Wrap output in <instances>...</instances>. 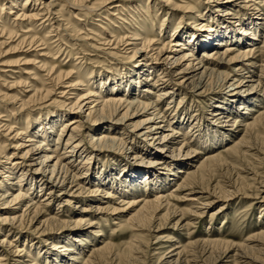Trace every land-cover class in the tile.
Returning a JSON list of instances; mask_svg holds the SVG:
<instances>
[{
    "label": "rangeland",
    "instance_id": "rangeland-1",
    "mask_svg": "<svg viewBox=\"0 0 264 264\" xmlns=\"http://www.w3.org/2000/svg\"><path fill=\"white\" fill-rule=\"evenodd\" d=\"M11 1H17L14 11L21 10L25 4V0H0V9H3L0 11V18H7L8 20L4 25L21 35L27 23L25 22L21 26L23 28L20 31L17 27H13L12 16L7 15ZM116 1L121 2L124 9L119 15L120 19L114 20L115 23L113 24L116 27H112V23L108 22L111 17L107 15V11L114 2L116 4ZM227 1L228 3H226ZM240 1L244 2V0ZM240 1L234 2L237 4L236 7L232 5L229 8L231 13L235 16L237 14V19L245 18V14H252L257 9H264V0H250L251 2L242 4ZM163 2L164 0H84L81 3H75L73 0H39L35 4L32 0L28 3L27 9L45 11L42 12L43 17L40 16L42 19L33 21L31 24L32 27L34 26L32 29L35 30L34 33H36L37 38L44 39V43H42L44 47H36L37 44L33 46L34 48L29 49L26 43L17 46L18 41L14 42L16 38L0 48V63L12 65L13 71L34 70L43 63L47 64V67L54 64V70L61 71L63 74L70 73L72 83L80 80L83 85L87 84L85 80L89 77V72H91V76L98 78V74L103 76L123 74L125 72L123 70L131 69L137 62L152 63L154 66L160 67L161 64L159 61L155 63L154 58L157 50L172 40L170 36L175 30L174 28L178 26L188 30L189 27H193L194 32L196 30L203 33L207 25H213V22L209 21L207 12L214 11L215 7L231 4L229 0H181L184 3L174 0L176 5H183V8L178 7L179 10H172L170 5ZM39 3L42 4L39 5ZM48 5L51 6L50 9ZM77 6H81L79 10L75 8ZM48 10L52 14L45 15ZM237 11L238 13H236ZM226 19L230 20L229 18ZM40 22L43 23V26L40 25ZM97 26H100L101 29ZM137 28L141 30V32H137L138 34H146L156 41L152 52L149 49L137 52L143 57L137 56L131 59L132 51L120 53L113 57L108 56L107 52L102 51L105 46L95 44V42L103 43L101 42L102 38L109 39V32L111 31L116 32V36L129 37ZM256 34V40L252 44H256V52H259L254 54L253 59L248 63L249 66L240 75L230 76L231 79L225 83L217 77H212L209 80L210 88L198 95L200 91L192 92V90L179 85L182 75L176 76L175 74L185 68V64L182 63L181 65H173L170 68L169 77L164 78V80H168L166 87L169 88L170 86L175 93L173 98L169 97L165 101H162V98L157 100L159 93L157 91L166 90V87L156 88L153 91L154 94L149 95L150 101L157 105L160 113L157 117H164V120L158 118L157 122L161 121L159 125H161L162 131L164 130V134L171 138L170 146L173 149V154H170L171 158L166 157V155L165 158L170 160L169 162L176 163L177 166L175 167H170L169 164L165 163L152 164L159 158L156 157L159 154V150L156 151V149L160 146L158 134L157 136H148L144 140L137 137V134L127 131L126 135L130 139H126L124 145L105 150L89 146V140L100 135L101 126L111 124L112 127L116 128L117 124H114L115 122L104 124L96 115L92 116L91 120L84 119L81 130L84 137V147L86 151L95 155L89 163L83 165V168L86 167V171L81 168L82 165L73 164L67 160L66 156L61 155V151L59 156L57 154L55 156V158L60 157L62 165L66 164L69 167L66 191L75 192L76 187H74V183L71 184L74 176L75 179L78 178L77 183L81 182L85 189L84 192L69 201L65 195L59 194V189L55 191L45 206L47 215L55 217L53 222H45L47 216L33 217L34 208L31 209V214L27 216L28 219L21 227L0 222V241L5 239L13 246L9 248L7 243L0 244V254L6 251L7 255L1 264H19L16 259L19 260L20 258L19 262L27 260V264H33L34 262L26 257V252H29L30 256L36 259L35 263L37 264H51V260L47 263L44 258L41 259L37 251H45L53 245L58 248L61 247L59 251L61 249L62 251L67 250L63 251L64 256H66L64 260L68 258V254L72 255L70 257L73 259L67 264L86 262V264H264V119L261 120L262 125L256 126L249 132L245 130V125L257 121L264 115V49L261 47L262 42H264V15L260 17L258 33ZM90 45L95 48L98 47V50L91 48ZM99 47H101V51ZM44 48L46 51L50 49L49 57H45L46 59L37 57L35 52L37 50L42 51ZM247 48L251 47L248 46L242 51ZM45 49L42 52H37L38 56L43 52L45 53ZM110 53L115 54L113 51ZM199 54L201 55L202 52L196 53V57H199ZM191 63L193 66L196 64L195 61ZM237 66L238 63L225 66L226 68H222L219 72L233 75L231 70ZM38 73V76L35 77L38 84H34L36 89L54 85L53 82L45 81L47 77H45L44 71ZM158 73L159 71L155 70L154 75L151 76L152 81L157 80ZM1 75L0 73V77ZM148 75V73H144V81H148ZM17 76L21 79L28 77L24 74ZM8 77L11 78H0V115L4 116L0 121L2 122L1 125L7 123L16 131L21 130L25 133L30 130L33 122L42 120L44 115L64 114L65 117H68L64 120H69L75 115L74 112L63 108L58 103L59 99L54 95L45 97L44 92L33 97L31 99L33 102L23 107L25 112L18 114L21 102H13L12 99L1 96L7 94L8 97H14L15 95L18 97L17 100L20 99L25 103L32 93H24L23 95L21 91L27 92L29 89L15 86L11 90H7L3 81L12 83L15 76L10 75ZM152 81L150 80V83H154ZM241 81L242 83L239 85L238 83ZM85 88L80 86L77 90L83 94ZM233 90L239 91L238 96L251 97L252 99L254 97L253 107L251 105L248 110H238L236 111L237 114L231 112V118L229 120L226 118L225 122V119L220 117L221 111L216 112L217 115L214 116L213 106L221 99L233 97ZM16 91L19 93L17 94ZM116 94L118 93L111 92L105 96H115ZM171 100L172 104L168 106ZM244 106L242 107L244 108ZM88 107L93 108L94 104ZM244 111L246 114L243 115ZM174 116L176 118L184 117L187 123L185 122L179 128L173 123L174 121H171V117ZM16 117L17 119L14 120ZM145 118L144 115H137L128 123L140 122ZM61 124L54 126L52 140L58 136ZM207 126L221 133L222 136L227 135V139L212 137L215 133H209ZM169 128L170 131H167ZM2 129L0 127V151H3L8 157L12 156L10 161L21 163L20 154L17 156V152L12 147L21 143L23 146H27L28 143H24L21 139L26 140L25 137H28L29 132L20 136V140L12 141L14 133L7 136ZM205 134H207L205 138H210L201 139L200 137H204ZM135 145L139 150L135 148ZM179 148H181L180 152L178 151ZM144 150L151 154H145ZM187 151L193 153L186 156ZM12 153H15L17 157H13ZM78 155L82 156L83 162L88 157V154ZM4 161L1 157L0 164H4ZM55 161L53 160L49 165L54 164ZM30 164L29 160L22 163L27 174L45 180L33 172L34 167L30 168ZM147 164L152 165L147 167ZM194 165H204L205 167L192 170L195 171V174L185 178L187 175L185 171ZM123 166L125 170L127 169L136 175L143 173L142 170L148 169L156 173L168 174L173 181L165 187L166 189L148 193L144 190L146 182L141 178L135 190L129 189L127 198L125 196L120 198V189L122 188L119 186H117L118 191L109 190L108 185L101 188L105 192L111 193V198L116 196L115 199L107 198L105 193L94 192L100 186L97 185V179L93 180L97 177L95 176L97 170L98 176L101 177L102 175L107 179L109 176H114L113 170L120 172ZM179 171H183V173L179 174ZM19 173L20 171L17 174ZM4 175L6 176V174L0 175V195L6 190H9V194L14 195L17 192V187H11L2 177ZM117 176L120 175L117 174ZM10 178H17V176L14 177L11 174ZM88 179L91 184L95 185L87 186L85 181ZM184 180H188V185L184 186L181 191H175L177 183L182 184ZM10 181L12 180L10 179ZM37 187L33 189L34 192L36 191L33 195L34 198L32 196V199H35L33 207L41 204L42 198L48 192L46 189L37 192ZM158 192H163L170 198V206L168 208L163 207L156 212L145 229L139 228L134 220H131V217L139 210L141 204L132 207L127 203L136 202V199L142 196L147 200H153ZM66 200L70 203L66 204ZM121 200H123L122 203H120ZM28 203L26 200L20 206L18 213L14 215L19 216ZM98 208L99 211L96 210ZM80 210H84V212L79 214ZM14 215L7 213L0 201V218L13 217ZM78 220L83 222L77 224ZM82 235L85 237L81 241L82 245L79 246L78 242ZM104 242L106 244L103 246ZM105 246L107 247L106 250L94 255V250L102 249ZM14 247L23 251L19 255L21 257H11L10 252ZM68 249L76 253L69 252ZM79 249H82L83 253L77 256V253L80 252ZM59 251L58 253L55 252L57 256L61 255ZM64 260L62 258V261ZM60 261L61 259L54 264H60Z\"/></svg>",
    "mask_w": 264,
    "mask_h": 264
},
{
    "label": "bare ground",
    "instance_id": "bare-ground-1",
    "mask_svg": "<svg viewBox=\"0 0 264 264\" xmlns=\"http://www.w3.org/2000/svg\"><path fill=\"white\" fill-rule=\"evenodd\" d=\"M31 1L32 0H25L24 2L25 4L22 6L21 10L18 11H14V9H16L15 7L17 1H11V3H9L10 8L8 9L7 15L12 16L13 27H17L18 30L20 31L21 28H23L21 26L25 22L27 23V26L24 28L25 30L21 32L22 34L18 35L15 31H13V29L10 30V28L4 25V23L8 20L7 18L4 17L0 18V39H1L0 48H2V45H7L11 43L16 38L17 39L14 42L18 41L17 46H19V44L22 45L26 43L29 49L37 44L38 45L36 47L42 46V43H44L43 38H37L36 33H34L35 30L32 29L34 26L32 27L31 24L33 21L42 19L43 17L42 15L45 11L36 10L33 8H32L33 10L27 9L29 7L28 3ZM82 1L84 0H73V2L75 3H81ZM173 1L174 0L172 1L164 0L163 3L170 5L172 10H179L180 8H183L182 7L183 5L182 6H179L180 4L176 5L177 3ZM176 1H178L179 3H184L181 2V0H176ZM236 1H240V0H229V3L231 4H224L215 7L214 11H208L207 15L209 17V21L213 22V25H207L206 26L207 28L204 30L205 32L203 33H199L196 30L195 33L192 30L193 27L191 28L189 27L188 30H185L184 28H179L178 26L174 28L175 30L170 36L172 40L165 44L166 47L165 45H163L160 49H158L156 57L154 58L155 63L156 62L158 63L159 61V63L161 64L160 67H156L152 63L150 64L146 62H137L131 69L123 70L125 71L123 74L121 73L120 75L107 74L104 76L98 74V78H94V76H91V72H89L88 73L89 77H87L85 80V83L87 84L83 85V83L80 80H76L75 83L74 82L72 83V81H70L71 78L70 73L63 74L61 71L57 72V70H54L55 68L54 64L47 67V64L43 63L34 70L23 69L21 71H13L12 65L0 63V67H1L0 73L2 74L0 78H4V77L11 78L8 77L10 75L15 76L14 81H12V83H7L5 80L3 81V85L7 87V90H11L12 87L15 86V87H23L29 89L27 90V92L21 91L23 95L24 93H32V95L25 103L20 99L17 100L18 97L15 95L14 97H8L6 96L7 94L6 95L4 94L5 96H1L3 98H10L12 99L13 102L15 101L21 102L20 109L17 112L18 114L24 113L25 111L23 110V107H25L30 102H33L31 100L33 97H35L37 94L40 93L43 94V92L45 97L54 95L56 98L59 99L58 103L63 108L75 113V115L69 120H64L68 118L65 117L64 114H58V115L48 114V116L44 115L45 117L42 120L33 122V125L28 131L29 134L26 131L27 129L26 127L25 133L28 134V137H25L26 140L21 139V141H23L24 143H28L27 146H23L22 145L23 143H21V144H16L12 147L13 150L17 152L16 153L17 156L20 154L19 159L22 161L21 163L12 160L10 161L12 156L8 157V155L4 154L3 151H0L1 157L5 160L4 164H0V175L6 174V176L4 175L2 177L6 179V181L9 183V185H11V187L12 186L17 187V192L14 195L9 194L8 193L9 190H6L2 195H0V201L2 202L3 209L7 213L14 215L18 213L20 206L23 205L26 202V200L27 202H29L24 206V211L21 210L22 212L19 216L14 215L13 217L10 216L1 217L0 222L16 225V227L17 226L21 227L25 223V220L28 219L27 216L31 214L30 212L32 211L31 209L33 208H34L32 211L33 217L47 216L45 222H53L55 221V217H49V215H47V210H45V206H47V203H49L55 191L59 189L60 190L59 194L65 195V197L69 198L68 199L69 201L70 199H74L75 196L77 195L79 196L84 192L85 189L81 185V182L77 183L76 180L78 178L75 179L74 176H73L74 180L71 182V184L74 183V187H76L75 192L66 191L67 189H65V186H66V180L68 178L67 175H68L69 167H67L66 164L62 165V163L60 162V157L58 156L60 155L59 152L61 151L62 153L61 155L66 156L67 157L66 159L73 164L77 163L78 165H82L81 168H83V165H86V163H89L92 157L93 158L95 157L94 154L86 151L84 147V137L81 134V130L83 128L82 126L83 120L84 119L91 120L92 116L94 115H96L100 121H103L102 123L104 124L115 122L114 124H117V127L116 128L112 127L111 124L101 126L102 131L100 135L96 137H92L89 140L88 143L89 146L95 147L100 150H105L107 148H115L117 146L124 145L126 144V139L128 140L130 139V137L126 135L127 131L137 134L138 135L137 137H141L144 140H146L145 138H147L148 136H153V135L157 136L158 134L160 137V142H159L160 146H158L156 149V151L159 150V154H157L156 157L159 158L158 161L153 162L152 164L159 165L161 163H165V164H169L170 167L177 166L176 163L174 164L172 162H169L170 160H166L165 158V155L166 157L168 156L170 157V154H173L172 152L173 149L170 146L171 138L169 135L164 134V130L162 131L161 125H159L161 121L157 122L158 118H163L164 120V117L163 116L157 117V115L160 113L158 111L157 105H155L153 102L150 101L149 95L154 94L153 91L156 90V88L161 87L162 89V87L167 86L168 80L167 79L164 80V78L169 77L171 72L170 68L173 65H181L182 63L185 64V68H183L182 70L178 71L175 74L176 76L182 75L179 85H182L185 89L192 90V92L200 91L198 95H200L202 91L208 90L210 88L211 83L209 80L212 77H217L221 80V82L225 83L228 79H231L230 76L234 77L236 75H240L241 72L247 69L246 67L249 66L248 63L250 62V60L253 59L254 54L259 52V51L256 52V48H257L255 46L256 44H252V43L256 40V36H257L256 33H258V22L260 21V17L264 15V9L262 10L257 9L252 14L249 15L245 14V18L237 19V14L235 16V14L229 11L230 6L232 5L235 7L237 6V4H234V2ZM248 1L251 2L250 0L247 1L244 0V2L240 1L241 2L240 4L247 3ZM33 2H35L36 4V2H39V0H33ZM114 3L111 6V8L109 6L110 11L109 10L107 11V15L111 17V20L108 21L106 20V18H104V20L112 23V24L109 23L113 25L112 27H116L113 24L115 23L114 20L120 19L119 15L121 14V11L124 9V5L121 2L116 1V4ZM226 3H228V1ZM40 4L42 3H39V5ZM49 7L51 6L48 5V8ZM80 7L81 6L79 7L77 6L75 8L76 10H79ZM237 9L239 10L238 7ZM0 11H3V9H0ZM46 12L47 13L45 15L52 14V12H50L49 10ZM236 13H238V11ZM226 18H229L230 20ZM40 23H41L40 25L43 26V23L42 22ZM40 25H38V27H40ZM97 27L101 29L100 26ZM123 29L125 28L123 27ZM138 31L141 32L139 28L133 30L132 35H130L129 37H119L115 35L116 32L111 31L109 32L110 34L109 39L106 38L101 39V42L103 43L98 44L99 42L97 43L94 40L93 41L97 45L105 46L104 49L102 48V51L104 53L107 52L109 54L108 56L113 57L120 53L124 54L127 53L128 51H132V54L130 56L131 59L137 56L143 57L140 56L141 55L140 53L137 54V52H140L142 50L146 51L148 49L150 52H152L153 51L152 48L155 47L154 44L156 41H154L153 38H149L148 36H146V34L143 35L138 34L137 33ZM87 39L90 40L91 38H87ZM248 46L251 48H247L245 51H242V49H245ZM90 47L98 50V47L95 48L94 46L91 45ZM261 47L264 49V42H262ZM100 48L101 47H99V50ZM49 50L50 49L46 51L45 49L46 52L45 53L43 52L39 56L37 52H42V51L37 50L35 53L37 54V57L46 59L45 57H49L48 55L51 53ZM33 51H35V49ZM111 51L115 52V54L110 53ZM200 51L202 52V54L201 55L199 54V57H196V53L198 54V52ZM192 61L196 62L194 66L191 63ZM235 63H238V66L233 67L234 69L231 70V73H233V75L219 72L225 66H231ZM189 69L191 70L188 71ZM155 70L159 71L158 73L159 76L157 77V80L152 81L151 76L154 75ZM31 71H33V73H31ZM43 71L45 72V77H47L45 81L53 82L54 85L52 87L51 86L47 88L40 87L39 89H36L34 84H38V82H36L37 80L35 79V77L38 76L39 74L38 72H43ZM144 73L149 74L147 78L149 82L144 81ZM22 74L27 75L28 76L27 79H21L19 78V76L16 77V75H22ZM150 80L154 83H150ZM160 81L161 83H159ZM241 83L242 81L238 84L241 85ZM80 86L86 87L85 90H83V94H80L77 90L78 87ZM140 88L143 89L140 90ZM111 92L118 94H116L115 96H107V97L105 96V94ZM157 92H159L157 95L158 97L157 100L162 98V101H165L169 97L173 98V95L175 94L170 86L169 88L166 87V90H161ZM232 92L234 94L233 97L223 100L221 99L220 102H217V104L213 106L214 116L217 115L216 112L218 113V111H221L220 117L224 118L225 122H226V118L228 120L229 118H231L230 117L231 112L233 114L234 112L236 113V111L238 110L240 111L242 109L248 110V108L251 105L253 107L254 97L253 99L251 97H242V96H238L239 91L233 90ZM16 93L18 94L19 92L16 91ZM172 100L169 102L170 104H168V106L172 104ZM217 101H219V99H217ZM91 104H94L93 108L88 107ZM241 105L242 106L245 105L244 108ZM244 112L245 113H243V115L246 114V111ZM225 114L227 115L224 116ZM137 115H144L146 118L140 122H136L133 124L128 123L131 119L137 117ZM3 117L4 116L0 115V121H2ZM16 119L17 117L14 118V120ZM263 119H264V115H262V117H260L257 121H253L252 123L245 125L246 132L253 130L256 126L260 124L262 125L264 121L261 122V120ZM171 121L172 122L174 121L173 123L179 128H181V126L184 125L185 122L187 123V121L182 116L179 118H176L175 116L171 117ZM60 123H62L60 126L61 130L59 131L58 136L57 137L55 136V140H52L51 138H52L53 128L55 125H58ZM1 124L2 122H0V127L3 128L2 130L6 132L7 136H10L12 133H14L13 135L14 138L11 139L12 141H15L17 139L20 140V136L25 135L24 131L20 130L18 132L14 128L10 127V125L7 123L5 124L3 123V125ZM167 131H170V128ZM207 131L209 133L210 132L215 133L214 135H212V137L214 136L215 138L222 137L227 139L228 137L227 135L222 136L221 133L213 130L208 126H207ZM207 134L203 135L204 137H200V138L204 140L210 138V137L205 138ZM199 135L200 133L198 134V136ZM135 148L139 150V148L136 145ZM178 151L180 152L181 148H179ZM144 152L147 155L151 154L147 150H144ZM191 153L193 152L187 151L186 156ZM14 154L12 153L13 157H17L16 154L15 155ZM56 154L59 155L55 158ZM78 154H88L86 161L83 162L81 160L82 156H79ZM26 160H29V162L31 163L30 164L31 166H29L30 168L34 167L33 172L36 175L41 176L40 178L42 177L45 178V180L39 179L38 176L27 174V172L25 171V166H22V163L26 162ZM53 160H56L54 164L49 165ZM152 164H147V167L151 166ZM202 167L204 168L205 166L204 165L191 166L190 169L185 171L187 174L185 178H188L191 174L192 175L195 174V171L192 170L194 169L198 170L201 169ZM124 168L125 167L123 166L120 172H118L119 170L117 172L113 170L112 172L114 176H109V178L107 179L105 177H102V175L101 177L98 176V170H97V175L95 174V176L97 177L93 178V180L97 179L98 180L97 185L100 186L96 188V191L94 192L105 193L107 198H111V193H109L108 191L105 192V190H102L101 188L103 186L108 185L109 190L115 189L118 191L117 186H119V188H122L120 189L121 191L120 198H123L124 196L126 197V195H128V193L130 192L129 189L135 190V187H137V184L141 178H143L144 182H146L144 186V190L145 192L148 193L149 192L151 193L154 190L166 189L165 187L169 186L173 181V179L169 178L168 174L166 175L162 173H156L148 169V170H142L143 173L136 175L130 173L127 169L125 170ZM83 169L84 171H86V167ZM17 170L20 171L19 174H17L18 173ZM116 173L120 176L116 177L117 175ZM180 173H183V171H179V174ZM11 174L14 177L17 176V178H13V179L10 178ZM10 179L12 181H10ZM119 180L120 182H118ZM85 182L87 186L95 185V184H91L89 179L86 180ZM186 185H188V180L187 181L184 180L182 184L177 183L176 185L177 187L175 186L177 189L175 191H181L183 187ZM33 186L35 187L38 186L37 192H41V190L43 191V189L48 190L47 194H45V196L41 200V204L45 203L44 205L39 204L38 206L33 207V201L35 199H32V196L34 195V193H36V191L34 192L33 190L35 189V187L33 188ZM30 190L33 191L30 192ZM74 193L76 194L74 195ZM164 194L165 193L163 192H158V195L155 198H153V200H147L142 196L136 199L137 200L136 202L133 201L127 203V205H131L132 207L139 206L141 204L139 210H137L135 214L131 217V220H134V222L137 224L139 228L145 229L148 226L151 219L154 217V214L156 212L160 211L163 207L168 208L170 206L169 203L170 198ZM115 198L116 196H114L111 199H115ZM69 201L66 200L65 203L68 204L70 203ZM122 202L123 200L120 201V203ZM96 210L99 211L100 209L98 208ZM83 212L84 210H80V212L78 213L81 214ZM29 221H31V219H29ZM78 221L79 222L77 224H81L83 222L81 220ZM80 237L81 239L78 242L79 246L82 245L81 241L85 236L82 235ZM3 243L5 244L7 243L9 248L13 247L12 244L10 242H7L5 239L0 241L1 245ZM104 244H106V242H104L102 245L104 246ZM60 248L55 247L53 245L51 246V248L46 249L45 251H37V254L41 259L44 258L45 259L44 261H46L47 263L50 262L51 260L50 263L54 264L57 263L59 259H61L60 264L69 263L73 259L71 258L72 255L68 254V258L64 260L66 256H64L65 253L63 251H67V250L62 251L61 249V251H59ZM106 248L107 247L105 246L102 249L99 248L94 250L95 251L94 255L100 254L101 252H103V250H106ZM14 249L11 250L10 252L11 257H15V258L21 257L19 255H21L23 251L17 250V247H14ZM58 251L61 252V255L59 256L55 254V252L58 253ZM68 251L72 253H76L71 249H68ZM79 251L80 252L77 253V256L82 255L83 253L82 249H79ZM5 252H3V254H0V264L7 257ZM26 257L31 259V261L34 262L33 264H37L35 263L36 259H33L30 256L29 252H26ZM62 258L64 261H62ZM20 259L19 260L16 259L18 261L17 263L19 264L28 263L27 260H23L19 262Z\"/></svg>",
    "mask_w": 264,
    "mask_h": 264
}]
</instances>
